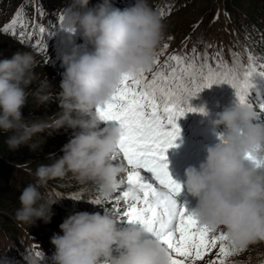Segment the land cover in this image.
<instances>
[{"label":"clouds","instance_id":"obj_1","mask_svg":"<svg viewBox=\"0 0 264 264\" xmlns=\"http://www.w3.org/2000/svg\"><path fill=\"white\" fill-rule=\"evenodd\" d=\"M59 12L63 42L71 44V50L62 54L58 112L23 115L30 98L37 107L53 99L49 81L34 71L39 62L33 52L18 51L0 59V131L10 133L6 143L11 150L21 145L35 150L39 144L33 137L38 133L72 130L62 145L63 154H49L51 162L38 164L34 181L22 188L15 218L23 223L51 220L53 205L61 197L48 190L49 182L68 174L82 185L94 186L99 201L112 198L127 172L118 158L123 130L103 120L97 108L110 99L125 74L152 69L165 34V24L149 0H135L124 8L112 0L95 5L70 0ZM77 32L83 37L81 44L74 41ZM33 82L38 83L35 89L30 88ZM210 123L223 126L216 133L218 142L206 146V157L198 166L185 169L182 186L195 199L191 213L202 225L224 230L229 243L245 248L264 240V118L251 103L237 101ZM59 228L62 234L51 238L55 264H170L168 249L144 225L122 223L110 208L103 213L75 211ZM43 256L41 249L29 251V264H42Z\"/></svg>","mask_w":264,"mask_h":264},{"label":"trees","instance_id":"obj_2","mask_svg":"<svg viewBox=\"0 0 264 264\" xmlns=\"http://www.w3.org/2000/svg\"><path fill=\"white\" fill-rule=\"evenodd\" d=\"M129 1L128 5L125 2L124 7L135 3V0ZM168 1L171 2V0H149V3L160 17L166 12L165 14L168 15L167 24L175 23L173 16H181V14L185 15L184 18L191 20L185 27L186 31L183 37L177 39L172 35V41H170L172 44L168 46L166 52L158 49L157 53L160 54L161 63L163 55L179 54L186 55L189 60L194 57L196 63L205 60L212 67H216L218 59L226 62L229 66H233L235 61V66L242 73L244 67L250 63L249 53H251L254 57L252 62L256 65L257 72L264 71V0H219L221 2V15L227 17L229 26L234 30L230 31L229 36L215 34L210 38L203 37L201 44H199L196 36L198 32L204 34V21L189 18L185 14L196 0H190L192 2L190 4L180 1V3L172 6L171 11L166 9V2ZM98 2L101 0H90V5H95ZM112 3L116 7L123 8V0H112ZM183 3L185 4L183 5ZM69 4L70 0H0V34L17 46L19 52L31 51L34 53L39 62L34 71L49 81L53 92V99L46 105L37 107L30 98L22 109L26 118L53 115L59 111L56 94L61 91L60 80L64 71L62 58L55 53L53 47L48 46L41 51L40 47L37 46V41L40 42L41 47L47 45L48 39L51 37L49 33H55L59 28L56 26H60L61 14L59 10ZM41 21L44 22L45 27L43 38H41L39 29ZM169 28L176 35L179 34L175 31L174 25H169ZM161 42L169 43L163 39ZM153 66L158 67L160 65L154 63ZM37 87V82L30 85L32 89ZM208 92L222 96L215 97L212 95L207 99V102L211 103L214 108L219 106V108L224 109L237 102L235 89L225 82L204 88L198 95L190 98L191 105L205 109L206 104L201 102ZM256 96L255 91H250L248 103H251L257 112H260L261 109ZM210 121L209 119H200L191 125L192 132L199 130L201 138L199 137L197 142L204 146L210 142L213 144L218 142L216 133L222 131L223 128V126L214 128ZM71 132V129L61 128L51 131L50 134L38 133L33 137V141L39 144L35 150L29 145H21L19 148L11 150L6 143V137L10 133L0 131V264H29V246H37L43 251L42 264H55L53 260L55 245L47 242H51L50 237L55 233L62 234L59 225L64 218L75 211L87 210L103 213L106 207L110 208L111 199L106 201L104 205L93 203L98 195L94 186L82 185L73 175L68 174L63 178L49 182L48 190L56 197H61L53 205V215L49 222L38 219L34 224H31L16 220L15 211L20 207L19 196L22 188L34 181V172L38 164L51 162L48 158L49 154L56 156L63 154L62 145L68 141ZM187 138L189 139V136ZM126 222V220L122 221V223ZM22 228H24L23 233L20 230ZM33 233L43 235L41 237L48 236L46 242L36 237L33 238Z\"/></svg>","mask_w":264,"mask_h":264},{"label":"snow or ice","instance_id":"obj_3","mask_svg":"<svg viewBox=\"0 0 264 264\" xmlns=\"http://www.w3.org/2000/svg\"><path fill=\"white\" fill-rule=\"evenodd\" d=\"M37 46L41 51L47 47L39 41ZM168 46L165 43L163 49ZM253 60L249 53L250 63L241 73L235 61L229 66L218 59L212 67L205 60L196 63L194 57L169 54L161 64L157 53L156 71L125 74L110 99L97 108L103 120L118 123L123 130L118 158L126 163L127 172L110 208L122 221L144 225L168 249L170 264H205L206 254L213 249L218 250L217 259L208 258L206 264H226L227 257L239 250L228 242L224 230L202 225L186 204L178 203L176 196L183 186L169 171L167 150L176 146L181 134L178 119L188 112H205L203 107H193L190 98L213 84L232 85L238 102L248 103L254 90L261 109L258 115L264 117V71L257 72ZM93 203L106 202L95 198Z\"/></svg>","mask_w":264,"mask_h":264},{"label":"rangeland","instance_id":"obj_4","mask_svg":"<svg viewBox=\"0 0 264 264\" xmlns=\"http://www.w3.org/2000/svg\"><path fill=\"white\" fill-rule=\"evenodd\" d=\"M180 1L181 2L185 1V2H187L186 4H190V3H192L191 1H194V0H191V1L190 0H171V2L168 1V2H166L167 11H171L172 6L174 4H177L178 2L180 3ZM125 2L127 5H128V2L130 3L129 0H123V8L125 6ZM184 4L185 3H183V5ZM127 5H126V7H127ZM220 5H221V2L219 0H196L194 2V5L190 7V10L188 12H185L186 16H188L189 18L202 19L204 21V25H205L204 34L202 35V34H199L201 32H198L197 36H196L197 40L200 42L199 44L202 43L203 37L210 38L211 36H214L215 34H217V35L223 34L225 36H229L230 31L234 30L233 28H231L229 26L227 17L221 15V6ZM165 13L166 12H164L161 15V17H163V19H164V20L163 19L162 20L165 24V31H166L163 40L169 41V43H167V44L170 45V44H172V42H170L172 40L169 38H171L172 35L177 37V39L178 38L180 39L181 37H183V35L185 34V31H186L185 27H186L187 23H189L188 21H190L191 19L184 18L183 16H185V15L181 14V16H178V15L176 17L173 16V18H175V23L167 24L166 18L168 17V15H166ZM167 14H170V12H167ZM214 21H216V22H214ZM169 25H174L175 31H177L179 34L176 35L174 33V31L172 32L171 29L169 28ZM56 27L58 28V25ZM41 28H43V31H41ZM39 29H40V33H41V38H43L45 36V27H44L43 21H41L39 23ZM194 35H195V33H194ZM63 41H64V33H63V30L60 28H58V30L55 33H53V35H51V37H49V40H48L49 46H53L55 53H57L60 58H62V54L65 51L71 50V44L64 43ZM74 41H75V43H78V44H81L84 42L83 37L81 36V34L79 32H77L75 34ZM163 45H164V42H161L159 49H161L162 52H166V50L168 48L166 50H164ZM91 48H92V46L89 45V50H91ZM203 49L204 48H202V51H204ZM15 51L18 52L19 48L17 46L13 45L5 36L0 34V59L9 58L10 55L12 53H14ZM166 58H167V55L162 56L163 61ZM163 61L161 64H163ZM158 67L153 66L150 71H146V74L150 75V73L156 71ZM221 84H224V83H221ZM212 95H214L215 97L219 96V95H217V93L208 92V94H205L202 102L200 101L201 103L206 104L207 107L205 108V112L207 114H205V112H188L191 116H189V117L182 116L178 119V121L180 120L181 123L183 124L182 125L183 128L189 129V131H193V128H191V125L193 123H195L196 121H198L200 119L211 120V119L215 118L216 113L223 110V109L219 108V106H218V108H214L211 103L207 102V99L212 97ZM219 97H222V96H219ZM220 106L223 107V105H220ZM113 123H115V122H113ZM181 132H182V129H181ZM181 138H184V136L183 137L179 136L177 139H181ZM178 145H179V147L185 146L184 149L182 150V153L186 152L187 154H189V149L187 148V145H188V147H189V145L195 146V148L197 150H202L203 147H206L201 143L196 144V143L189 142L188 144H185V142H183V141H182V143H180ZM178 145L173 146V147H178ZM172 153H175V151H173V150L167 151V155H171ZM200 156L206 157L205 153L200 155ZM200 161H201V159H200ZM176 199H177L178 203L181 204L182 206L186 204L185 202H182L181 199H179L178 197H176ZM186 206H187L188 210L191 212V209L195 205L186 204ZM20 230L23 233L24 228H22ZM57 233H59V232H57ZM32 236H33V238L36 237V238H38L42 241H45V242L47 240L46 237H48V236H46V237L44 236L45 237L44 238V237H41L43 235L34 234V233ZM49 237H50V235H49ZM51 237H50V239H51ZM47 243L52 244V242H47ZM29 247H30V251H39L37 246H29ZM237 249H239V250L232 253L230 256L227 257L226 264H264V240H258V241L250 243L245 248H237ZM217 251H218L217 249H213L212 252L206 254L205 264H206V260L208 258H211L214 261L217 259V256L215 255L217 253Z\"/></svg>","mask_w":264,"mask_h":264}]
</instances>
